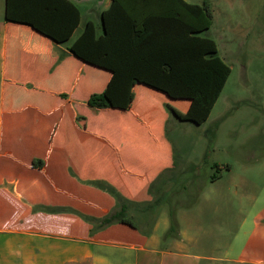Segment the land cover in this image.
<instances>
[{"label":"crops","instance_id":"crops-1","mask_svg":"<svg viewBox=\"0 0 264 264\" xmlns=\"http://www.w3.org/2000/svg\"><path fill=\"white\" fill-rule=\"evenodd\" d=\"M72 1L79 7L84 0ZM6 5L0 0V264H264V180L243 174L224 182L222 173L199 180L197 202L176 212L179 237L166 236V203L142 208L180 185L183 169L154 199L165 173L179 166L169 137L177 117L167 103L186 112L189 101L137 83L129 108H94L88 100L106 89L111 73L69 51L94 20L86 18L75 36L79 7V26L57 43L6 20ZM257 169L264 175V165ZM96 180L140 202L134 214L157 211L153 223L91 234L93 224L75 211L104 217L117 204ZM231 198L239 209L229 207Z\"/></svg>","mask_w":264,"mask_h":264},{"label":"trees","instance_id":"trees-1","mask_svg":"<svg viewBox=\"0 0 264 264\" xmlns=\"http://www.w3.org/2000/svg\"><path fill=\"white\" fill-rule=\"evenodd\" d=\"M5 18L31 25L61 43L74 34L81 22V12L72 0H7ZM212 24L213 13L207 1L200 4L188 0H112L102 12V33L98 34L94 21L89 20L69 46V51L84 62L111 73L106 89L93 93L89 105L96 109L129 108L135 97L134 86L144 83L161 90L171 99L189 101L186 112L167 103L178 119L204 123L232 71L219 55L217 42L201 34ZM201 166L190 165L183 171V174L190 173L193 181L179 178L180 185L169 191L172 192L170 196L164 198L167 192L155 201L147 202L149 208H158L163 203L169 206L171 225L167 237L180 235L177 210L192 206L199 198L207 181L200 171ZM201 179L204 182L198 184ZM91 183L117 201L115 208L104 217L75 211L93 224L91 234L116 223L139 229L133 210L140 202L125 197L108 182L96 180ZM192 188H196V196L187 202L181 196L189 194ZM46 208L66 210L65 207Z\"/></svg>","mask_w":264,"mask_h":264},{"label":"rangeland","instance_id":"rangeland-1","mask_svg":"<svg viewBox=\"0 0 264 264\" xmlns=\"http://www.w3.org/2000/svg\"><path fill=\"white\" fill-rule=\"evenodd\" d=\"M108 1L79 2L83 23L75 36L83 30L86 18L96 21L98 32L102 31L100 12ZM188 1L208 2L213 24L201 34L217 42L219 55L232 71L204 123L172 118L169 137L179 166L175 172L165 173L154 199L171 186L174 173L186 170L190 165H202L200 171L207 179L222 173L224 182L243 174L259 183L264 180L263 172L257 169L259 165H264V0ZM228 165L232 169L230 173L226 172ZM177 177L186 181L191 178L190 182L194 180L190 173L183 174V171ZM171 193L165 194L164 198ZM195 194L196 188H192L189 194L181 197L189 202ZM234 201L230 199L229 207L239 209V204ZM145 207L147 204L142 206ZM168 207L165 204L162 209L165 208L169 214ZM156 213L154 209H147L144 213L137 212L135 217L139 225L146 227L153 223Z\"/></svg>","mask_w":264,"mask_h":264}]
</instances>
